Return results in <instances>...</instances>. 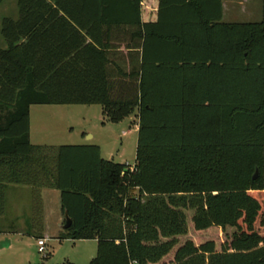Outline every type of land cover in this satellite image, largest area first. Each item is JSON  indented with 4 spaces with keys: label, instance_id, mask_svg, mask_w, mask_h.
<instances>
[{
    "label": "trees",
    "instance_id": "obj_1",
    "mask_svg": "<svg viewBox=\"0 0 264 264\" xmlns=\"http://www.w3.org/2000/svg\"><path fill=\"white\" fill-rule=\"evenodd\" d=\"M142 1L19 0L3 20L0 215L7 184L40 181L61 191L64 238L97 240L87 264H264V16L160 0L144 22ZM112 28L140 62L110 78ZM34 104H100L113 123L139 107L136 163L32 144Z\"/></svg>",
    "mask_w": 264,
    "mask_h": 264
},
{
    "label": "rangeland",
    "instance_id": "obj_2",
    "mask_svg": "<svg viewBox=\"0 0 264 264\" xmlns=\"http://www.w3.org/2000/svg\"><path fill=\"white\" fill-rule=\"evenodd\" d=\"M19 0H3L0 3V46L7 47L2 35V24L5 18L17 19L19 17ZM255 7L262 9V2L254 3ZM239 19L248 20L241 16ZM250 20V19H249ZM136 119V118H134ZM133 118H126L118 123L107 121L99 105H71L57 108L53 105H38L32 112V135L37 143L45 142L47 146L59 147L61 145H100L105 157L111 154L115 162L134 165L136 163L138 129H135ZM38 181L30 184L33 192H22L12 197V190L7 191V203L0 215V243L12 241V244L0 249V264H62L74 262L76 264H87L96 255L98 249L97 241L85 242L69 241L64 238L66 229L60 228L56 220L50 222L52 234L46 242V251H38V228L41 223L28 220V215L13 224L12 215L15 212H29L31 202L45 186ZM15 200V203L12 202ZM13 203V204H12ZM26 221V222H25ZM65 216L62 217V223ZM60 230V231H59ZM8 232L7 234H5ZM22 232V233H20ZM59 232V233H58ZM232 230L228 233L231 235ZM219 242L227 236L213 235Z\"/></svg>",
    "mask_w": 264,
    "mask_h": 264
},
{
    "label": "crops",
    "instance_id": "obj_3",
    "mask_svg": "<svg viewBox=\"0 0 264 264\" xmlns=\"http://www.w3.org/2000/svg\"><path fill=\"white\" fill-rule=\"evenodd\" d=\"M159 1L160 0L142 1L141 16L144 22L157 21L158 12H159V3H160ZM261 2H262V9L259 11V9H257L254 4V3L259 4V0H222V7H223L222 21L226 23L260 22L263 20V16H264V0H261ZM242 15L248 17L250 20L239 19V17L241 18ZM125 31L126 30L124 28H112L111 30V37H110L111 48H109L108 50V54H109L108 56L112 60V63L108 67V73L110 78H113L114 74L116 77H118L117 72L114 73L113 71L114 62L115 64H118L119 67L122 68L125 73H129L130 71H132L134 68L137 67V65L140 62L139 58L130 57V52L133 50H131V48L128 47L129 37L126 34H124L126 33ZM87 40L89 42L91 41L90 38H88ZM38 105H53L57 108H63V109L65 106L67 107L71 105H99L101 106L102 113L107 119V121L111 122L108 119V117L104 114V108L100 104H34L31 105L30 107V139L32 144L34 145L47 146V143L45 142L37 143L36 141L33 140L32 112L33 109ZM139 110L140 108L138 107L134 114L130 115L129 117H126L133 119L136 118L133 120L132 124L133 126H135V129H138V134H139ZM102 156L105 157L103 153ZM110 157L111 154H108V156L105 158L112 160ZM10 190H12V197H15V194H20L22 192H29V191L33 192L34 189L33 187L30 186V184L9 183L5 188V203H7L6 193L7 191ZM12 202L15 203V200H12ZM25 216L28 217V220H32L37 224L38 223L42 224V227L40 226L38 228V231L40 232V234L38 235V239L44 238L48 241L49 238L55 237L56 235L52 234V228L50 222L52 220L57 219L59 223V227L63 228V224L61 223H62V217L65 216L62 208L61 191L54 187L45 186L44 188L41 189V191L37 193V196L35 197L33 202H31L29 212L26 213L22 211L15 212V214L12 215L13 218L12 223L16 224L20 222L22 218ZM2 218L4 217H1L0 219L2 220ZM64 222L65 221H63V223ZM7 233L8 232H6L5 234ZM68 240L73 241L74 243H76L77 241L79 242L80 241L85 242L90 240L97 241L96 239H86V240L68 239ZM11 244L12 241H10V245Z\"/></svg>",
    "mask_w": 264,
    "mask_h": 264
},
{
    "label": "water",
    "instance_id": "obj_4",
    "mask_svg": "<svg viewBox=\"0 0 264 264\" xmlns=\"http://www.w3.org/2000/svg\"><path fill=\"white\" fill-rule=\"evenodd\" d=\"M258 175H259V170L257 169L256 170V173H255V175H254V178H257L258 177ZM65 223H64V225H63V228L64 229H67V228H69L70 226H71V223H72V220H71V218H70V216L68 215V213L66 212L65 213ZM10 245V241L9 240H6V241H2L1 243H0V249H2V248H4V247H7V246H9Z\"/></svg>",
    "mask_w": 264,
    "mask_h": 264
},
{
    "label": "built area",
    "instance_id": "obj_5",
    "mask_svg": "<svg viewBox=\"0 0 264 264\" xmlns=\"http://www.w3.org/2000/svg\"><path fill=\"white\" fill-rule=\"evenodd\" d=\"M46 242L47 240L44 238L38 239V251L39 252L43 253L46 251V245H47Z\"/></svg>",
    "mask_w": 264,
    "mask_h": 264
}]
</instances>
